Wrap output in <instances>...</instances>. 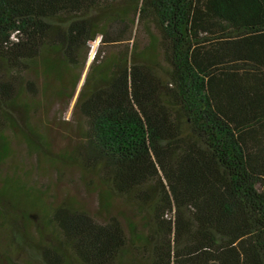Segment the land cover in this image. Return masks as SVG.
<instances>
[{
  "label": "trees",
  "instance_id": "trees-1",
  "mask_svg": "<svg viewBox=\"0 0 264 264\" xmlns=\"http://www.w3.org/2000/svg\"><path fill=\"white\" fill-rule=\"evenodd\" d=\"M97 36L82 140L51 154L38 89L69 99ZM9 130L37 175L0 171V264H264V0H0V165ZM44 162L107 216L48 202Z\"/></svg>",
  "mask_w": 264,
  "mask_h": 264
},
{
  "label": "rangeland",
  "instance_id": "rangeland-1",
  "mask_svg": "<svg viewBox=\"0 0 264 264\" xmlns=\"http://www.w3.org/2000/svg\"><path fill=\"white\" fill-rule=\"evenodd\" d=\"M134 33V31H133ZM100 36H97L89 43V50L86 56L85 64L81 69L79 80L73 91L72 96L66 99L55 93L56 82L52 81L46 90H39V99H42L40 110L34 114V122L42 124L43 131L48 137L50 144V152L54 155L71 152L82 140V132L85 127L84 118L80 115L79 110L75 107L77 95L84 81V77L88 70V66L93 60L94 54L99 46ZM145 42V38L143 40ZM41 87V80L36 85ZM36 88V89H37ZM43 91V92H42ZM33 122V113H32ZM14 130L6 131L10 139V156L0 165L2 174H26L31 180L36 178L37 172L34 171L36 158L28 153V149L24 142L17 137ZM44 170L39 172L41 175L38 180L48 189L47 201L50 203H58L73 198L75 202L81 205L90 215L96 217L98 221H102L103 216H107L100 206L97 195L80 179L79 168L74 163L66 166L61 164L56 167L50 166L49 162H44ZM122 213L124 216H133L134 221L139 226L138 217L135 215V208L122 198H116L110 208L109 214ZM37 220V217H35ZM126 226L125 221L121 220ZM22 229L23 224H20ZM42 230V227H41ZM26 231L35 234V226L28 224ZM54 234L51 228L43 231V240L50 241ZM3 240V239H2ZM15 263L21 259V254L12 251L7 254ZM31 261V264H36ZM38 264V263H37Z\"/></svg>",
  "mask_w": 264,
  "mask_h": 264
}]
</instances>
